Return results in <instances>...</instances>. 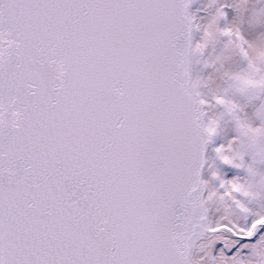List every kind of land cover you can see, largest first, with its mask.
Listing matches in <instances>:
<instances>
[{"label":"snow or ice","instance_id":"snow-or-ice-1","mask_svg":"<svg viewBox=\"0 0 264 264\" xmlns=\"http://www.w3.org/2000/svg\"><path fill=\"white\" fill-rule=\"evenodd\" d=\"M0 264H264V0H0Z\"/></svg>","mask_w":264,"mask_h":264},{"label":"rangeland","instance_id":"rangeland-1","mask_svg":"<svg viewBox=\"0 0 264 264\" xmlns=\"http://www.w3.org/2000/svg\"><path fill=\"white\" fill-rule=\"evenodd\" d=\"M232 173H234V171H229V173H228V174H229V175H231Z\"/></svg>","mask_w":264,"mask_h":264},{"label":"bare ground","instance_id":"bare-ground-1","mask_svg":"<svg viewBox=\"0 0 264 264\" xmlns=\"http://www.w3.org/2000/svg\"><path fill=\"white\" fill-rule=\"evenodd\" d=\"M232 174H234V173H232ZM232 174H231V175H232Z\"/></svg>","mask_w":264,"mask_h":264}]
</instances>
